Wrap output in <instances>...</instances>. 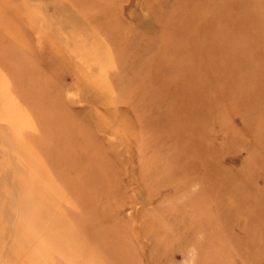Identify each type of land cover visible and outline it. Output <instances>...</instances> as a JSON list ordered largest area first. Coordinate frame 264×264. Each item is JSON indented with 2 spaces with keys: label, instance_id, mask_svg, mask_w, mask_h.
<instances>
[{
  "label": "rangeland",
  "instance_id": "1",
  "mask_svg": "<svg viewBox=\"0 0 264 264\" xmlns=\"http://www.w3.org/2000/svg\"><path fill=\"white\" fill-rule=\"evenodd\" d=\"M0 264H264V0H0Z\"/></svg>",
  "mask_w": 264,
  "mask_h": 264
}]
</instances>
